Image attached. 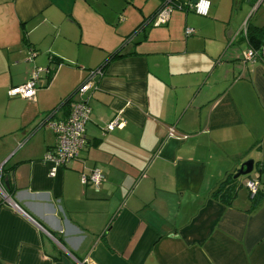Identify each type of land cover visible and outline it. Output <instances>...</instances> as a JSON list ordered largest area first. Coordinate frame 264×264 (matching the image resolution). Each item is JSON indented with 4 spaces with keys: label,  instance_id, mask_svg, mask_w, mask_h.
I'll return each instance as SVG.
<instances>
[{
    "label": "crops",
    "instance_id": "0c3cea01",
    "mask_svg": "<svg viewBox=\"0 0 264 264\" xmlns=\"http://www.w3.org/2000/svg\"><path fill=\"white\" fill-rule=\"evenodd\" d=\"M161 2L0 0L1 263L264 264V197L245 186L264 192V63L241 62L231 20L252 0H210L207 16L174 9L133 33ZM105 61L79 157L54 168L47 120L67 116ZM35 66L52 73L34 100L8 96ZM94 168L98 187L81 181ZM222 181L233 195L211 194Z\"/></svg>",
    "mask_w": 264,
    "mask_h": 264
},
{
    "label": "built area",
    "instance_id": "2783aa9c",
    "mask_svg": "<svg viewBox=\"0 0 264 264\" xmlns=\"http://www.w3.org/2000/svg\"><path fill=\"white\" fill-rule=\"evenodd\" d=\"M252 8L249 15L256 13L260 8H264V0H252ZM211 2L210 0H187L182 3L179 0H162L160 7L154 13L153 17L149 20V23L153 26L164 25L168 22L169 16L174 9H184L193 11L199 16H207L209 13ZM247 26L248 22L245 19L240 26L237 33L232 37V40L238 37H242L244 47L240 51V60L242 63H253L257 59L264 63V41L261 42L258 48L252 47L247 40ZM194 28L186 26L184 34L186 36L192 35ZM237 36V37H236ZM35 56L34 51H30L25 58L26 61H32ZM46 72L52 73V69L49 67L35 66L29 79L17 86L10 87L7 90V95L10 97L19 96L25 99L35 98L36 82L39 79L40 73ZM103 74L101 67L91 69L88 71L86 78L76 87L71 101L70 111L63 119L53 120L49 118L47 120L48 127L51 129L55 137V144L52 148L48 149L43 156L44 161H48L55 168L68 163L70 160L77 159L85 144V127L89 121L91 108L88 104L87 92L93 86L94 78L100 77ZM118 125V117H114L107 123L105 129L107 131L113 130ZM173 127L169 128V135H173ZM54 174V171H51ZM103 178V173L97 168L92 169L87 174L81 175L82 183H91L95 187H98ZM249 194L254 196L260 188V181L258 179H249L246 181ZM0 195L7 197L5 191L0 186ZM86 262V259L84 260ZM95 264V263H89Z\"/></svg>",
    "mask_w": 264,
    "mask_h": 264
},
{
    "label": "trees",
    "instance_id": "16d2710c",
    "mask_svg": "<svg viewBox=\"0 0 264 264\" xmlns=\"http://www.w3.org/2000/svg\"><path fill=\"white\" fill-rule=\"evenodd\" d=\"M154 15V14H153ZM153 15H151L150 17L145 18L133 31V33L138 30L139 28H141L143 25L145 24H150L149 20L153 17ZM132 34V33H131ZM130 36V35H129ZM127 36V38L129 37ZM241 40L242 37H241ZM247 40L249 42V44L254 47V48H258L261 44L262 41H264V25L262 26H254V25H248L247 26ZM121 56V54H119V52H115L113 53L108 61L112 58H116ZM108 61H105L103 63V65H101L100 67L102 68V70H104L105 65L107 64ZM72 97H69L67 102H71ZM226 182L222 181L221 183L217 184L214 189L211 190V194L212 195H225V194H229L231 193V195H233L234 191H230V189H227L224 187V184ZM264 197V192H262V190H260V188L258 189V191L256 192V194L254 196H252L254 201H261V198ZM0 264H3L0 262Z\"/></svg>",
    "mask_w": 264,
    "mask_h": 264
},
{
    "label": "rangeland",
    "instance_id": "374dc122",
    "mask_svg": "<svg viewBox=\"0 0 264 264\" xmlns=\"http://www.w3.org/2000/svg\"><path fill=\"white\" fill-rule=\"evenodd\" d=\"M252 5H253L252 2H249V3L243 2L240 9H237V8L233 9V11L231 12V16H232L231 20L233 22V25L236 27L235 28L236 30L233 33H237V31L239 30L240 26L242 25L245 19L247 20L248 25H254V26L264 25V8H260L256 13L249 15V13L251 12ZM224 14L225 16L227 15L228 17V15L230 14L229 7L225 8L224 6ZM112 41H113V38H112ZM241 177L242 176H240V178Z\"/></svg>",
    "mask_w": 264,
    "mask_h": 264
},
{
    "label": "water",
    "instance_id": "95a60500",
    "mask_svg": "<svg viewBox=\"0 0 264 264\" xmlns=\"http://www.w3.org/2000/svg\"><path fill=\"white\" fill-rule=\"evenodd\" d=\"M194 2L196 0H193ZM253 168V161L252 160H248L246 162H244L240 168L237 170V172L234 175V178H238L240 176H244V175H248L251 173Z\"/></svg>",
    "mask_w": 264,
    "mask_h": 264
}]
</instances>
